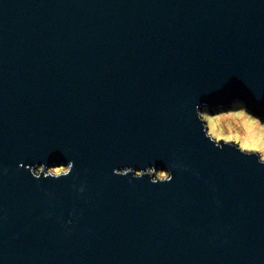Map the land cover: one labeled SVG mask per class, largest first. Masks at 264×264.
Wrapping results in <instances>:
<instances>
[{
  "label": "water",
  "instance_id": "water-1",
  "mask_svg": "<svg viewBox=\"0 0 264 264\" xmlns=\"http://www.w3.org/2000/svg\"><path fill=\"white\" fill-rule=\"evenodd\" d=\"M235 102L264 119V0H0V264H264V166L195 112Z\"/></svg>",
  "mask_w": 264,
  "mask_h": 264
},
{
  "label": "clouds",
  "instance_id": "clouds-1",
  "mask_svg": "<svg viewBox=\"0 0 264 264\" xmlns=\"http://www.w3.org/2000/svg\"><path fill=\"white\" fill-rule=\"evenodd\" d=\"M196 117L201 125V132L216 149L224 151L226 148L239 152L241 156L256 158L259 165L264 166V119L250 113L242 102H235L228 109L211 112L207 105L197 104ZM75 161L57 166L38 165L31 169V175L39 180H63L74 171ZM137 180L150 178L153 185L171 183L173 173L166 169L150 167L146 170L129 168L120 171V176L133 174Z\"/></svg>",
  "mask_w": 264,
  "mask_h": 264
},
{
  "label": "trees",
  "instance_id": "trees-1",
  "mask_svg": "<svg viewBox=\"0 0 264 264\" xmlns=\"http://www.w3.org/2000/svg\"><path fill=\"white\" fill-rule=\"evenodd\" d=\"M228 108H230V107H226V108H222V109H228ZM212 112L214 113V112H216V110H213Z\"/></svg>",
  "mask_w": 264,
  "mask_h": 264
},
{
  "label": "rangeland",
  "instance_id": "rangeland-1",
  "mask_svg": "<svg viewBox=\"0 0 264 264\" xmlns=\"http://www.w3.org/2000/svg\"><path fill=\"white\" fill-rule=\"evenodd\" d=\"M233 105V104H232ZM232 105H230L229 107H231ZM226 108V107H225ZM251 113V112H250ZM253 114V113H252ZM255 115V114H254ZM256 116H258V115H256ZM259 117V116H258Z\"/></svg>",
  "mask_w": 264,
  "mask_h": 264
}]
</instances>
